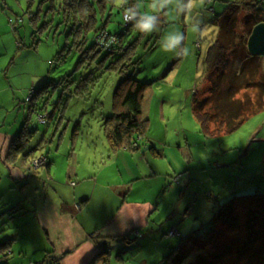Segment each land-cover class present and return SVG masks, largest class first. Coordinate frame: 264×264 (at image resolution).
I'll return each instance as SVG.
<instances>
[{
	"label": "rangeland",
	"instance_id": "obj_1",
	"mask_svg": "<svg viewBox=\"0 0 264 264\" xmlns=\"http://www.w3.org/2000/svg\"><path fill=\"white\" fill-rule=\"evenodd\" d=\"M149 3L150 0H142V11L147 9ZM227 5L228 0H205L202 6L193 11L191 18L184 15L177 17L174 12L164 10L160 14V31L147 36L151 38L148 43L153 41L151 45L156 42V47L151 52L147 49L138 52L142 62L134 65L135 78L151 83L142 102L147 124L143 139L139 141V144H143L142 147L128 151L133 153V164L143 167L144 177L138 182L135 181V184L140 190L139 199L152 201L153 213L149 216L145 228L135 234L137 239L129 238L132 240L130 242L125 239L123 243L116 245V248L120 249L122 244L123 250L126 249L127 252L122 256L123 261L117 259L119 250L112 253L111 264H141L143 260L158 264L163 260V254L169 251L165 246L176 245L181 235L186 237L193 233L192 236H206L205 226L211 223L219 205L225 204L233 197L238 201V215L243 224L247 220V211L254 209L260 211V220L264 219V195L260 201L238 199L264 192V111L250 118L237 131L218 137H204L192 112L195 89L199 88L205 75L206 51L211 39L216 35V27L204 25L203 18L211 14L210 6L222 9ZM262 6L264 8V3ZM40 7V0H34L32 4L31 0H0V118L3 117V120L6 115L7 123L12 129L16 119L25 114L24 97L35 87H40L41 77L47 69V60H51L49 64L54 75L50 78L56 80L72 73L80 60V53L72 50L64 64L55 63L53 59L59 46L64 45V28L57 27L61 22L58 14L44 36L37 32L39 36H43L39 37L36 29L44 21V11L47 12L50 8L49 5L43 4L40 12ZM109 7L111 9L113 5L110 4ZM39 13L42 14L39 18L41 20H37L36 24L31 23V14L35 16ZM110 13L111 26H116L122 19L121 9L114 6V10H109L107 16ZM51 18L49 15L47 19ZM18 20L22 22L18 23ZM99 24L105 27L106 22ZM194 24L199 25V31H193ZM175 30L185 36L184 43L190 49L187 57H183V44L178 45L172 53H165L161 49L164 35L174 33ZM94 35L89 36V46L94 42ZM54 36L58 44L52 42ZM39 39V45L33 44ZM78 76L79 73L75 75L76 78ZM116 79L120 77L105 75L102 78L103 84L97 86L91 97L73 98L69 102L67 114L65 113L66 120L57 127L54 124L60 120L59 114H54L52 119L34 115L30 127L45 133L42 135L46 137L45 141H49L46 150L53 159L51 177L54 179L57 176L60 185L54 190V185L48 182L51 178L45 174L47 158L43 155L33 160V168L37 170L33 172L38 174H32L33 178L28 182L33 186L32 190L21 192V185L26 181L14 183L15 190H7L2 183L0 201L3 202L0 203V212L20 205L24 214L15 215L12 221L6 216L4 220L0 219V222L6 220L9 223L3 225L0 245L16 232L27 233L33 223L32 218H35L36 211L33 209L36 202L44 198L46 189L55 191L56 197L60 199L67 196L72 202L74 186L71 187L66 180H60L66 178L69 169L76 168L80 177L95 172L105 173L108 168L109 174H115L114 167L107 159L109 151L102 114L106 116L108 112L113 87L104 82L108 80L114 83ZM35 93L33 91L29 101H25L26 105H31L29 102H32ZM14 96L16 102H20V107H13L11 104ZM53 101L55 103L56 99ZM98 102H102L103 107ZM54 108L50 106L49 111L53 112ZM29 109L28 107V115L32 112V107ZM36 116L40 123L48 121V125L38 124ZM69 121L72 122L70 125ZM75 122H80L81 127L79 133L72 137ZM149 141L153 145L151 148ZM50 144L53 145L52 149ZM120 151H123L122 148ZM9 173V168L0 159V179L8 177ZM92 186L93 183H90L91 188ZM149 186H152L153 190H150ZM29 192H34L32 199L28 195ZM135 193L131 192L130 197ZM26 218L29 220L25 221ZM171 226L174 228L169 230ZM163 229L167 233L173 231V238L176 239H164ZM216 232L222 245H231L233 248L241 246L248 234L244 229L231 232L220 226ZM203 240L199 245L189 244L188 248L194 253L197 250L208 253L211 246L204 245L206 239ZM32 244L30 239L21 241L15 248V258H19L21 253L19 247H23L22 250H26L30 257L34 248H37V244ZM0 258V262L10 264L9 249L1 250Z\"/></svg>",
	"mask_w": 264,
	"mask_h": 264
},
{
	"label": "trees",
	"instance_id": "obj_2",
	"mask_svg": "<svg viewBox=\"0 0 264 264\" xmlns=\"http://www.w3.org/2000/svg\"><path fill=\"white\" fill-rule=\"evenodd\" d=\"M33 2L34 0H31V4ZM131 2L135 0H130ZM263 3L264 0H228V5L223 7L221 12H216L215 7L210 6L214 14L212 26L216 27V35L211 39L206 51L203 82L192 98V112L204 137L231 134L240 129L250 118L264 111V56L253 55L247 48L252 29L264 22ZM40 4V12L43 4L49 5L50 8L47 12L44 11V21L37 27L36 33H42L44 36L45 31L54 24V18L58 14L61 22L57 27L64 28V45L59 46L53 59L55 63L64 64L72 50L80 53V60L72 73L63 75L57 80L50 78L54 75L49 66L47 71L49 79L46 78L38 89L35 87L36 93L29 106L25 104L28 102L29 93L26 95L23 107L26 111L28 107L30 109L32 107V112L26 118L22 130L11 146V157L23 155L33 134L37 132L38 129H28L35 114L47 119L59 114L60 120L54 125L55 127L61 125L66 120L65 113L69 108V102L76 97H91L97 86L103 84L102 78L105 75L120 77L114 83L108 80L104 82L113 85L110 107L106 116L102 114L105 119L103 125L108 157L121 148L140 149L137 138L145 134L147 124V120L143 117L142 102L144 93L151 83L135 78L134 65L142 62L138 52L141 49L153 51L156 42L150 45L151 42L148 43L150 40L146 39L145 34L135 31L132 26L134 20L124 23L121 19V22L116 23V30L107 28L106 25L112 23V13L107 16V12L114 10L110 0H40ZM110 4L113 5L111 9H109ZM40 15L42 14L35 16L31 14V23L36 24L37 20H41ZM49 15L52 17L51 20L47 19ZM20 22L22 20H18V23ZM99 22H106L105 27H101ZM90 34H95L91 46L88 44ZM40 42L39 39L33 44L39 45ZM52 42L57 43L56 36ZM77 73L80 76L76 78ZM98 104L103 107L102 102ZM50 106L55 107L53 112L49 111ZM37 116L38 124L48 125V121L40 123ZM71 123L69 121V125ZM73 124L72 137L79 133L81 127L80 122ZM42 155L48 157L45 153ZM37 157H32V167L33 160ZM49 165L50 162L47 160L46 166ZM262 195L264 192L238 199L260 201ZM237 204L236 197H233L225 204L219 205L211 223L205 226L206 236H192L193 233L186 237L181 235L176 245L165 246L169 251L163 254V260L158 264H264V219L260 220V211L254 209L247 211V220L243 224L238 215ZM22 209L20 205L11 206L0 212V219L4 220L6 216L12 221ZM6 223H8L6 220L0 222V233L4 231L3 225ZM218 226L231 232L244 229L248 233L247 238L237 248L222 245L216 232ZM162 232L164 239H176L167 236L170 231ZM137 238L136 236L133 240ZM203 239H206L204 245L211 246L208 253L198 250L194 253L188 248L189 244L195 246L199 245V242L203 243ZM14 242L11 237L0 245V249H9L11 252ZM108 252V249H103L89 264L101 261L102 264H107ZM0 264L6 263L0 262Z\"/></svg>",
	"mask_w": 264,
	"mask_h": 264
},
{
	"label": "crops",
	"instance_id": "obj_3",
	"mask_svg": "<svg viewBox=\"0 0 264 264\" xmlns=\"http://www.w3.org/2000/svg\"><path fill=\"white\" fill-rule=\"evenodd\" d=\"M214 9L216 12L222 11L217 7ZM213 15L212 12L208 14L207 18H203L205 19L203 24L212 26ZM110 27L116 30V26H111V24L107 26V28ZM149 39L151 40L150 37ZM49 60H47L46 72L44 71L41 77V83L48 78ZM15 99L14 96L11 104L13 107H20V102L17 103ZM23 112L25 114H23V117L21 114L20 118L16 119L13 129L7 123L8 117L6 115L3 120L1 119L3 117L0 118L2 120L0 123V159L10 171L8 177L2 178L3 180L0 179V187L4 183L7 190H15L16 185L14 183L26 181L24 185H21V192L28 189L32 190L33 186L28 182L33 178L31 175L35 174L37 176L38 172H33L37 170L32 167L31 159L45 153L48 155L47 160L50 162V165L45 169V174L50 176L51 180L48 182L54 185V190H57L60 183L57 181V176L54 179L51 177V161L53 159L46 150L49 141H46L44 145L46 137L42 135L43 133L39 129L33 134L23 155L18 154L15 158L10 155L11 146L17 139L28 117L27 111ZM143 117L146 119L144 110ZM30 124L28 129H31ZM137 139L139 143L143 137ZM148 144L149 148L153 146L150 141ZM139 145L141 148L143 144ZM52 148L53 145L50 144V149ZM122 150H118L115 155L112 153L107 157L112 167H114L113 169H115V174H109L107 172L108 168L105 169V173L95 172L80 177L76 168L68 170L66 178L60 180L62 182L66 180L71 187L74 186L72 202L69 201L67 196L60 199L56 197L55 191L45 190L46 197L44 196L43 199L38 200L33 209V211H36L35 218H32L33 223L27 233L16 232L15 235L11 236L15 242L11 247L10 264H48L54 259L62 264H89L103 249L109 250L107 264H111L112 253H116L117 250H119L117 259L123 261L122 256L127 251L126 249L123 250L122 244L120 249L116 248V245L123 243L125 239L130 242L129 238L133 239L132 237L135 234L140 233V229L145 228L149 216L153 213V203L150 199H139L140 190H138L135 181L138 182L144 177L143 167L133 164V153L124 148ZM147 162H149V159H147ZM41 168L39 169L42 171ZM73 183L75 184L73 185ZM90 183H93L92 188ZM149 187L150 190H153L152 186ZM131 192L136 193L130 197ZM146 192L148 191L146 190ZM28 195L32 199L34 192H29ZM2 202L0 201V203ZM23 214L24 210L18 213L21 216ZM28 220L29 218H26L25 221ZM171 228L174 227H169V230ZM24 239H30L33 242L32 246L37 244V248H34L29 257L27 251L22 250L23 247H19L21 253L18 255L19 258H15V248ZM19 240L20 242H18ZM102 263L101 261L96 264ZM141 264H148V262L143 260Z\"/></svg>",
	"mask_w": 264,
	"mask_h": 264
},
{
	"label": "clouds",
	"instance_id": "obj_4",
	"mask_svg": "<svg viewBox=\"0 0 264 264\" xmlns=\"http://www.w3.org/2000/svg\"><path fill=\"white\" fill-rule=\"evenodd\" d=\"M110 2L117 8L122 10V19L124 23L135 21L132 24L133 29L139 33L148 35L153 32L160 31L161 19L160 14L164 10H170L176 14L177 17L184 15L191 18L193 11L205 3V0H150L146 10L142 9V0H110ZM193 31H199V25H192ZM161 49L165 53H172L173 50L183 44V57L190 54V49L185 42V36L179 30L166 33L162 38Z\"/></svg>",
	"mask_w": 264,
	"mask_h": 264
},
{
	"label": "water",
	"instance_id": "obj_5",
	"mask_svg": "<svg viewBox=\"0 0 264 264\" xmlns=\"http://www.w3.org/2000/svg\"><path fill=\"white\" fill-rule=\"evenodd\" d=\"M248 51L253 55L264 56V22L254 26L247 42Z\"/></svg>",
	"mask_w": 264,
	"mask_h": 264
},
{
	"label": "built area",
	"instance_id": "obj_6",
	"mask_svg": "<svg viewBox=\"0 0 264 264\" xmlns=\"http://www.w3.org/2000/svg\"><path fill=\"white\" fill-rule=\"evenodd\" d=\"M130 22V21H129ZM114 39V38H113ZM105 40V39H104ZM34 91V90H33ZM33 91L32 92H30V94H29V98H28V101H29V99H30V97H31V95H33ZM45 122V121H44ZM35 166H37V165H35ZM75 183H73V185H74ZM168 236H175V233L173 232V231H170V233H169V235ZM49 264H62L60 261H58V260H56V259H54V260H51L50 261V263Z\"/></svg>",
	"mask_w": 264,
	"mask_h": 264
}]
</instances>
